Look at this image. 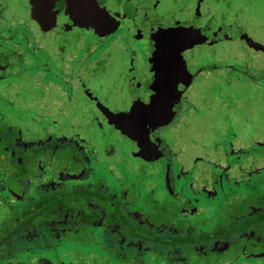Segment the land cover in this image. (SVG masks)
<instances>
[{
  "label": "rangeland",
  "instance_id": "obj_1",
  "mask_svg": "<svg viewBox=\"0 0 264 264\" xmlns=\"http://www.w3.org/2000/svg\"><path fill=\"white\" fill-rule=\"evenodd\" d=\"M69 1L53 17L49 0H2L0 54L9 58L0 79L4 121L27 142L56 137L74 145L91 172L92 186L101 181L118 199H130L131 208L152 216L191 205L186 215L175 210L176 215L204 231L224 220L221 209L240 214L249 204L261 205L264 0H182L175 7L171 0L156 5L144 0V10L129 21L122 16L135 2L121 0L113 11L120 14L115 23L99 18L82 28ZM178 98L181 114L157 136L170 152L175 202L164 182L165 158L151 141V131L172 121L169 101ZM67 146L41 156L47 171L42 177L29 164L25 176L33 180L29 191L35 200V185L61 171ZM222 179L218 189L224 193L215 205L209 194ZM85 183L67 180L66 186ZM11 204V213L18 214L21 203ZM3 210L10 212L0 203V220ZM78 236L72 234L56 250L21 251L19 258L0 264H32L38 254L64 264L106 260L98 242L73 240ZM236 264L264 261L239 258Z\"/></svg>",
  "mask_w": 264,
  "mask_h": 264
},
{
  "label": "trees",
  "instance_id": "obj_2",
  "mask_svg": "<svg viewBox=\"0 0 264 264\" xmlns=\"http://www.w3.org/2000/svg\"><path fill=\"white\" fill-rule=\"evenodd\" d=\"M53 144L54 142L50 140L46 142L47 147ZM46 146H40L38 149L43 152L42 156L46 154L45 151H48ZM65 146L67 145L59 141L57 148ZM5 160L0 162L6 165L9 161L10 169L18 170H14L15 175L13 174L12 178L17 175L25 176L24 173H27L29 169L27 163H23L24 161L17 166L14 165V156L6 157ZM100 184L101 181H97L94 186L85 183L59 189V192L48 189L41 194L38 193V198L31 202V207L16 214L17 221L10 220V223L0 226V261L19 258V252L26 250H56V247L78 232L79 236L73 240L85 244L98 242L99 248L105 251L106 260L100 264L118 262L149 264L148 260H151V264H162V261L163 264L238 263L237 246L245 241L241 236H239L241 238L232 239V235L241 234L250 224L246 221V217L236 220L235 214H238L236 209H221L224 220L214 223L203 231L196 229L189 220L178 218L175 212L178 208L175 209V207H172L174 210L170 209L163 214L157 212L154 216L150 213L143 217L142 215L138 218L134 217L132 214L135 213L136 216L141 211L139 207L133 212L134 208L128 205L130 199L125 198L122 201L112 197ZM222 193L224 191L218 189L209 194L214 198L215 205L220 203ZM223 196L227 197V194ZM173 197L175 202H179L177 194ZM73 213L76 229L74 233L71 229ZM198 214L195 212V215ZM198 218L203 217L199 215ZM260 220L264 222V216ZM100 227L105 234L103 240L80 237ZM23 228L26 230V235L22 239L15 234L22 232ZM225 243L227 246L223 250H220L219 246L216 247V245L223 246ZM37 257L42 256L38 254L35 258ZM59 261L62 260L59 259ZM62 263L64 264L63 261Z\"/></svg>",
  "mask_w": 264,
  "mask_h": 264
},
{
  "label": "flooded vegetation",
  "instance_id": "obj_3",
  "mask_svg": "<svg viewBox=\"0 0 264 264\" xmlns=\"http://www.w3.org/2000/svg\"><path fill=\"white\" fill-rule=\"evenodd\" d=\"M68 0H49V4L48 7L50 9L49 14L50 16L55 17L57 14H60L62 12L65 11V8L68 7L70 5V3L67 2ZM83 2V4L80 3V1H76V0H70L69 2H71V6L73 7V14L72 16L75 18L76 23H77V27L82 28V26H84V24L86 23L87 27L91 26V23H93L95 20L97 19H101V20H105L106 18H111L112 23H115L117 21V17L120 14H114L113 11L114 9L118 6V4H120L121 0H81ZM180 1L182 0H171L170 6L171 7H175ZM131 4H133V2H135L134 6L131 7L130 6V11L129 7L126 6L125 10V15L122 16L123 18H127V21H129V19H131L132 17L134 18L136 16L137 13L142 12V10H144V0H130L129 1ZM160 1L159 0H153L152 4H158ZM80 4V5H77ZM144 7V8H143ZM6 10L5 7L2 5V0H0V19L3 18L4 14ZM92 18V19H91ZM87 19V20H85ZM125 27L127 26H123L121 30H123ZM0 60H2L1 64H0V79H3L5 76V69L8 66V56L5 54H0ZM198 74H195L191 81L193 80L194 77H196ZM186 90V87L182 89V91ZM169 108H170V112L171 115L173 114V118L172 121L168 124H164L161 125L162 127L158 126L156 130L151 131V138L153 142H156V144L158 145V149L160 151V154L163 158H165L166 155H168L169 157V162H170V152L168 150V148H166V145H164L163 143H161L160 139L157 136H160L159 134L171 123L176 122L178 116L181 114L182 112V108H181V103L180 100L178 98V100L176 99H171L169 101ZM174 109V111H173ZM170 115V117H171ZM166 123V122H165ZM160 127V128H159ZM20 134V131L17 127H15L14 125H9L4 121V116L0 113V160H5L6 157H11L14 156V165H18L20 162L23 163H27V166H29V164L31 165L33 163V165L35 167H37V169L39 170L40 176L42 177V174L46 173V168H45V163L43 161V159L41 158V156L43 154V152H40V150L38 151L40 146H46V142L47 141H52L54 142L53 145L51 146H46V148L48 149V151L45 153L50 154L53 149L55 148V146L59 145V139L56 137H50L47 138L45 140H41V141H26L25 138H22V136ZM150 138V139H151ZM74 145H68V147H66V159H61L59 161H61V165L63 164V171L61 168V171L58 172L56 171L54 176H52L51 178L47 179L46 182L39 183L37 185H35V188L38 189L36 191H34L37 196L38 193L41 194L42 192L47 191L48 189L59 192V189H65L68 186H66V181L67 180H84L86 183L90 184L88 182V178L91 174L89 168L87 167V165L85 164V162L83 161V159L78 156H76V149H74L73 147ZM13 147H15L13 149ZM70 148V149H69ZM46 149V150H47ZM50 152V153H48ZM43 157V156H42ZM52 158V155L51 157ZM73 159V160H71ZM8 160V159H7ZM6 161V160H5ZM164 161V168H165V178H167L169 184L173 185L174 184V176H173V171H172V165L171 162L168 164V168L171 169V172H168V168H167V164H166V160L163 159ZM70 162H72L73 166L75 167V171H70L69 167H70ZM1 163V162H0ZM10 162L8 161L7 164H0V203L3 204V208L9 210V213H5V210H3L2 216H1V220H0V226H4L7 223H10V220H14L17 221L18 220V215H16L15 213L12 214V209H13V204L12 201H17L21 203V206L19 208V211L17 213L20 212H24V210H26L27 207H31V202H33L35 200L34 196H31L30 193V188L33 189L32 187V181L30 178L23 176V175H17L14 176L13 178L11 177L14 173V170L18 171L17 169H14L13 171L10 169L9 167ZM67 164V165H66ZM68 166V168H67ZM167 168V169H166ZM228 168V166L226 167V169ZM226 169H223L220 173H227ZM46 171V172H45ZM67 171L71 172L68 173ZM250 172L257 173L258 170H249ZM79 172V173H78ZM25 175L27 174L26 172L24 173ZM66 175V176H65ZM247 175V174H246ZM248 176V175H247ZM258 176V175H257ZM69 178L67 180H65V178ZM227 178V177H225ZM245 181L246 183H251L249 182V177H245ZM218 180L217 184H215L212 187V190L214 188V190H217L218 187H222L224 181V179ZM234 182H237L239 180L238 177H233ZM19 182L21 184H19ZM24 182L27 184L26 189L22 190V186L24 185ZM165 182V180H164ZM40 184L43 185V187H40ZM49 185V186H48ZM48 186V187H47ZM104 186V185H103ZM72 187V186H71ZM106 188V187H105ZM173 188V187H172ZM109 192V191H108ZM114 191L109 192L110 196H112V193ZM169 195L171 197H173L175 195L174 193V189L173 191L170 193L168 191ZM35 195V197H37ZM205 197V194L203 195ZM261 199H260V204L258 206H252V204H249L247 208H244L243 212H239L240 214H235V218L236 220H239L240 218H245L246 217V221L250 224V226H248L241 234L239 235H232V239L234 237H242V240H244L245 242H243L241 245L237 246L238 249V253L236 255L237 258H246L247 261L251 260V259H261V262L264 261V222H262L260 219L261 217L264 216V194H261ZM113 197L117 198L118 197L113 193ZM233 197V196H232ZM175 199V197H173ZM235 198V197H233ZM194 206L188 205L187 207H179L177 210L181 212V214H187V212L189 210H191ZM136 209H134L133 212H135ZM193 212H197L196 210H193ZM137 213V212H136ZM135 214V213H134ZM132 214L134 217H137L139 215H149L150 212L147 211H139V214H137L136 216ZM234 214V213H233ZM74 213L71 214V223H72V232L74 233V231H76V229L74 228L75 226V219H74ZM12 218V219H11ZM234 218V219H235ZM25 228L22 229V232H18L15 235L19 238H24L26 235L25 232ZM95 230L91 231L90 234H85V238L86 237H92L94 238V236H98L99 240H103L105 234L103 231V228L100 227L98 234H93ZM239 237V238H241ZM97 240V239H96ZM217 243V241H216ZM231 243V242H230ZM220 247V250H223L226 248V243L223 246L220 245H216V247ZM42 259H46L48 260L47 257H37L34 259L32 264H36L38 261L42 260ZM50 263L52 264H63L62 261H50L48 260ZM24 263V262H23Z\"/></svg>",
  "mask_w": 264,
  "mask_h": 264
},
{
  "label": "water",
  "instance_id": "obj_4",
  "mask_svg": "<svg viewBox=\"0 0 264 264\" xmlns=\"http://www.w3.org/2000/svg\"><path fill=\"white\" fill-rule=\"evenodd\" d=\"M176 100H178V99H176ZM173 111H174V109H173ZM174 114V113H173ZM173 114L171 115V119L173 118ZM170 119V120H171ZM170 121H167L166 123H164V124H167V123H169ZM165 160H166V164H167V168H168V164L170 163L169 162V157H168V155H166L165 156ZM166 168V169H167ZM168 172L170 173L171 172V169L170 168H168ZM19 184H21L20 182H19ZM165 184H166V188H167V190L171 193L172 192V190H173V185L171 184H169V182H168V180H167V178H165ZM26 187H27V184L24 182V185L22 186V190H23V192H24V190L26 189ZM36 264H52V263H50L48 260H46V259H42V260H40V261H38Z\"/></svg>",
  "mask_w": 264,
  "mask_h": 264
}]
</instances>
